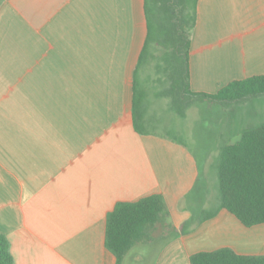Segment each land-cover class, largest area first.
<instances>
[{
	"label": "crops",
	"instance_id": "crops-1",
	"mask_svg": "<svg viewBox=\"0 0 264 264\" xmlns=\"http://www.w3.org/2000/svg\"><path fill=\"white\" fill-rule=\"evenodd\" d=\"M147 34L145 0H0V235L15 264H117L109 213L157 194L174 231L122 264H191L221 248L264 255V224L246 227L225 209L199 222L193 151L136 131V77L145 123L161 119L151 104L170 103L144 88ZM263 75L264 0H199L191 90Z\"/></svg>",
	"mask_w": 264,
	"mask_h": 264
},
{
	"label": "trees",
	"instance_id": "trees-1",
	"mask_svg": "<svg viewBox=\"0 0 264 264\" xmlns=\"http://www.w3.org/2000/svg\"><path fill=\"white\" fill-rule=\"evenodd\" d=\"M198 2L145 0L148 34L138 68L143 70L144 88H159L156 97L168 99L167 111L181 119L186 118L188 108L198 103L218 104L222 110H230L231 119L221 135L220 153L213 165L219 203L213 209L203 210L199 222L225 209L246 227L261 225L264 224V120L241 126L236 121V111L246 103L264 99V75L233 81L215 94L191 90V37L197 22ZM138 80L136 77L134 86L136 131L144 134L148 130L146 126L154 124L170 127V121L163 123L161 119L145 123L140 98L145 89ZM168 130L150 131L189 148ZM173 131L176 133L177 129L174 127ZM237 135L240 140L232 142ZM173 231L165 198L152 195L138 202L116 205L107 217L106 246L116 256L117 264H122L134 247L150 244L158 236ZM10 248L8 238L0 235V264H15ZM191 264H264V255H240L230 248H221L192 255Z\"/></svg>",
	"mask_w": 264,
	"mask_h": 264
},
{
	"label": "rangeland",
	"instance_id": "rangeland-1",
	"mask_svg": "<svg viewBox=\"0 0 264 264\" xmlns=\"http://www.w3.org/2000/svg\"><path fill=\"white\" fill-rule=\"evenodd\" d=\"M164 104L163 102L157 106L151 104L149 114H157L163 123L170 121L171 126L163 127L164 124H154L146 128L160 133L168 132L169 128L171 135L178 136L191 148L197 156L201 174L196 193L198 197L204 198L207 209H213L219 203L217 176L213 165L220 153L221 135L231 119L230 110H222L218 104L198 103L188 109L186 118L181 119L169 113ZM262 120H264V99L246 103L238 107L236 111V121L241 126L255 125ZM174 127L177 129L176 133L173 131ZM238 140L240 135L234 137L232 142ZM206 198L209 199L208 202ZM161 240L167 241L164 237L159 239Z\"/></svg>",
	"mask_w": 264,
	"mask_h": 264
}]
</instances>
